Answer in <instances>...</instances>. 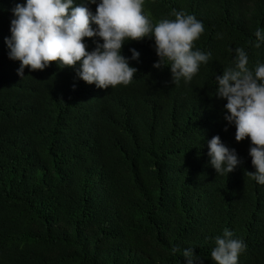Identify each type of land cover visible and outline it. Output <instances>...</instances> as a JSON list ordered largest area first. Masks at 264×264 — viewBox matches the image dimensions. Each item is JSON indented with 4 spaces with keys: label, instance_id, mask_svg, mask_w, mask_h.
I'll return each instance as SVG.
<instances>
[{
    "label": "trees",
    "instance_id": "obj_1",
    "mask_svg": "<svg viewBox=\"0 0 264 264\" xmlns=\"http://www.w3.org/2000/svg\"><path fill=\"white\" fill-rule=\"evenodd\" d=\"M18 3L0 0V264H187L189 247L193 264H215L225 229L247 245L238 264H264V185L215 80L235 66L230 49L245 50L250 70L264 63V0H144L154 25L174 10L201 21L193 50L211 59L176 85L170 66L153 67L154 38L129 40L122 55L137 74L107 89L80 79L79 62L21 78L5 43ZM97 41L84 38L88 51ZM216 135L241 160L231 173L210 164Z\"/></svg>",
    "mask_w": 264,
    "mask_h": 264
},
{
    "label": "clouds",
    "instance_id": "obj_2",
    "mask_svg": "<svg viewBox=\"0 0 264 264\" xmlns=\"http://www.w3.org/2000/svg\"><path fill=\"white\" fill-rule=\"evenodd\" d=\"M88 4H95L93 14ZM11 37L5 38L9 58L20 61L17 74L24 77V68L43 71L56 62L73 68L80 63L77 76L88 84L107 89L129 85L138 69L131 67L129 58L122 55L126 41L154 38L159 60L153 67L170 66L172 82L181 78L190 82L198 73L201 64H207L211 53L193 50L194 42L204 32V25L194 15L173 11L174 20L162 19L155 25L150 14H145L144 0H26L13 9ZM97 27L94 29L92 25ZM260 47L264 42V30L255 32ZM99 37L95 48L88 51L84 38ZM132 60H139L140 53L130 49ZM234 67L216 75V96L226 99L224 119L236 128L237 142L250 138L249 155L255 172L248 174L264 185V63L255 70L248 67V56L243 48H236ZM170 62V64L168 63ZM75 87V86H74ZM227 131V127L225 128ZM210 164L217 174H228L241 164L235 149H229L219 135L208 141ZM247 248L242 239L233 238L225 229L215 238L211 258L215 264H238L239 255ZM173 248V253L179 251ZM187 264L199 260L193 248L183 249Z\"/></svg>",
    "mask_w": 264,
    "mask_h": 264
}]
</instances>
